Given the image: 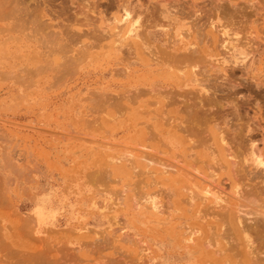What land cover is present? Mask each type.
<instances>
[{
  "label": "rangeland",
  "instance_id": "1",
  "mask_svg": "<svg viewBox=\"0 0 264 264\" xmlns=\"http://www.w3.org/2000/svg\"><path fill=\"white\" fill-rule=\"evenodd\" d=\"M168 8L149 0H0V264H215L201 250L186 251L187 228L200 223L195 208H162L161 163L173 161L163 143L184 139L180 127L204 116L206 105L217 123L231 121L237 103L245 119L264 125L253 104L264 112V57L254 67L250 56L235 62L216 35L219 45L206 50L225 66L189 82L175 60L192 41L189 19ZM226 67L242 88L223 79L231 76ZM201 86L208 97L195 91ZM183 147L182 160L193 161ZM40 195H49L53 216L37 226Z\"/></svg>",
  "mask_w": 264,
  "mask_h": 264
},
{
  "label": "bare ground",
  "instance_id": "2",
  "mask_svg": "<svg viewBox=\"0 0 264 264\" xmlns=\"http://www.w3.org/2000/svg\"><path fill=\"white\" fill-rule=\"evenodd\" d=\"M149 1L156 4L164 13L171 8H168L169 5L176 8L179 13L183 9L181 14L189 19L190 28L184 33L186 38L191 37L192 41L188 40V47L181 53H175L176 62L181 63V73L189 77V80L187 79L189 82L198 84L199 76L205 72L206 74L211 72L212 68L220 69L219 64L224 65L222 60L216 65L215 61H219V59L210 62L209 57H212L213 54L206 50L209 46L212 47L209 43L218 44L219 38L221 45H218L223 51L227 49L234 51L232 52L233 58H231V53L227 52L235 62L238 57L241 59L242 55H245L246 60L250 56L253 59L249 57L248 62L251 59L252 63H250L254 67V59L264 57V26L261 23L264 20V0ZM128 20L129 14H126L121 22ZM137 29L138 27L133 26L127 34L135 33ZM184 33L181 36L185 37ZM150 44H152L151 40L147 36L146 54H149L147 50L152 51L153 49ZM153 51L150 53L152 54ZM158 51L161 53L162 50ZM246 60L243 58L241 62ZM238 61L240 60L238 59ZM255 63L257 64V61ZM248 66L250 65L248 64ZM226 72L229 74V70ZM206 77L208 78V76ZM223 77L224 80L227 78V82L234 84V88L235 86L236 89L240 86L242 88L240 82L239 86L235 85L238 80H233L232 75ZM256 84V87L258 84L260 86V83ZM153 88L150 89L154 90ZM158 88L159 86L155 88V91L161 90V87ZM155 91L149 90L151 93ZM195 91L203 97H208L207 94L210 92L202 86ZM249 95L251 96V94ZM246 98V104H248L247 102L251 100L248 98V94ZM197 104L201 106L202 103ZM253 104L257 107L256 109L252 106L257 110L255 114L262 116L264 114V112L262 113L263 107L257 99ZM206 106V109L201 106L203 111L197 107L201 109V113H204V116L201 114L203 118L198 113L197 118L192 121L193 123L190 122V124L187 123L188 126L180 127L181 132L186 135L184 139L182 138L180 141L170 139L165 143L161 141L166 154L163 153L168 157L172 156L173 159V161L165 163L162 160L161 163L163 171L160 173L161 181L157 184L161 186L162 196L166 199V204L164 205L163 202L162 208L167 206L168 210H179L185 205L195 208V215L200 223L187 228L188 233L185 235H188L189 243L185 248L188 255L194 256L197 251L201 250L204 254L207 253L212 257V262L214 261L215 264L219 260L221 264H224L226 260H229L230 264H264V125L260 122H253L244 114L245 119L241 115L242 112L239 111L242 108L238 110L239 104L237 105V103L238 108L234 106L235 109H233L234 107L231 109L233 112L230 111L234 118L228 122L225 120L226 122L217 123L216 113L210 111V108L208 109L211 105ZM243 112L245 113V111ZM177 127L179 126L177 125ZM180 145L186 147V150L184 147L182 150L184 156H195L194 160H191L192 162L182 160L183 157L178 152L179 150L176 151ZM49 200V195L35 197L33 216L37 226L46 223L53 216V212L49 208ZM146 201L152 205L155 211L161 207L153 198ZM74 211L72 208V219H75ZM198 260L199 258H195V264H198Z\"/></svg>",
  "mask_w": 264,
  "mask_h": 264
}]
</instances>
